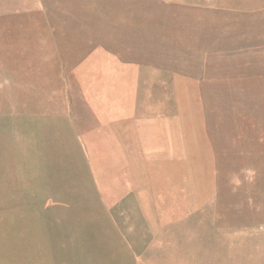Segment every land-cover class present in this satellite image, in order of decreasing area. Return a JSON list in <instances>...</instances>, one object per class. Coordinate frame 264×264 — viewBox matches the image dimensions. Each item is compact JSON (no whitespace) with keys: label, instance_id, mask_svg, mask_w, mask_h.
<instances>
[{"label":"rangeland","instance_id":"rangeland-1","mask_svg":"<svg viewBox=\"0 0 264 264\" xmlns=\"http://www.w3.org/2000/svg\"><path fill=\"white\" fill-rule=\"evenodd\" d=\"M0 264H264V0H0Z\"/></svg>","mask_w":264,"mask_h":264},{"label":"crops","instance_id":"crops-1","mask_svg":"<svg viewBox=\"0 0 264 264\" xmlns=\"http://www.w3.org/2000/svg\"><path fill=\"white\" fill-rule=\"evenodd\" d=\"M38 115L40 116L39 117V120H41L42 118H46V116H47L46 109H44V108L43 109H39ZM115 122H116L115 124L118 126L117 128L119 130H121V129H124L125 131L127 130V127H126L127 126V123H126L125 118L122 120V122H121V120H118V121H115ZM121 123H122V126H121Z\"/></svg>","mask_w":264,"mask_h":264}]
</instances>
